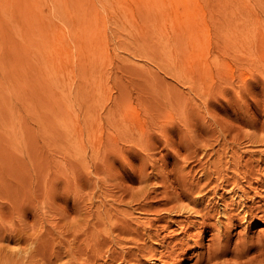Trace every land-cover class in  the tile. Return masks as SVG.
Wrapping results in <instances>:
<instances>
[{
  "label": "rangeland",
  "instance_id": "rangeland-1",
  "mask_svg": "<svg viewBox=\"0 0 264 264\" xmlns=\"http://www.w3.org/2000/svg\"><path fill=\"white\" fill-rule=\"evenodd\" d=\"M194 2L0 0V264H264L198 262L214 205L228 249L264 238L247 183L204 174L264 176V0Z\"/></svg>",
  "mask_w": 264,
  "mask_h": 264
},
{
  "label": "bare ground",
  "instance_id": "bare-ground-1",
  "mask_svg": "<svg viewBox=\"0 0 264 264\" xmlns=\"http://www.w3.org/2000/svg\"><path fill=\"white\" fill-rule=\"evenodd\" d=\"M176 2L177 3H182L184 5V10H183L184 14H188L189 10L191 8L190 6L195 3L194 0H176ZM246 123L248 125H250L254 129H257V128L264 129V124L263 123L261 125H258V123L255 122V121H251V122L247 121ZM256 141H259V143L260 142L262 143V146H263L262 150H264V136L262 138H260V139H257ZM223 164L214 166V168L213 167H209L210 169L212 168L213 170L210 171V170H208L209 169L208 168L207 169L208 171H205V173H204L205 174V178L209 182L212 181V180L215 181V185L213 186V189L211 190V192L216 195L217 191L215 190V188H222V187H224L226 185H229V184H233V187H235V186L239 187L240 183H242V181H245L247 183V189H245V188L242 189L243 188L242 187L239 190L241 193H238L237 191H234V194L238 195V197H239V199L236 200L237 201L236 203H238V206H240L239 208H241L240 210H242L241 212H242L243 216H252L253 214H255L254 212H256V213L257 212H259V213L263 212L264 213V196H263V198H260L258 200V202H261L260 204H255L254 202H256L255 201V195L257 194L256 192H254V198L251 201V204L246 205L245 207L241 204V201H242L241 199L246 198L250 191L255 190V188H258L259 186L260 187H264V176H263V174L260 175V176L254 177V174L258 173V171H259V167H257L258 163L253 164L249 160L245 164H243V165L241 164L242 166L240 168H236L237 171H239L241 173L240 176H236V175L226 176L225 172H227L228 166H224ZM239 166H240V164H239ZM213 173H215V177H214ZM200 188H201V184H199V182H198V184H196V185H194V186L189 188L190 189L189 193H185L184 194V197H187V198H190L191 200H193L192 202H195L196 206L200 204V203H196V202H198L201 197L202 198L205 197L204 194H202L200 197L192 196V193L194 191L200 190ZM176 197L181 198L178 195ZM139 206L144 208L142 204H139ZM172 207H175V206H172ZM178 207H179V209H184L185 208L188 211L197 212V210L194 207H187L184 204H180ZM212 209H213L212 211L210 210V208L205 211V213L207 214L206 217L204 216V214L201 215V221L202 222L200 223L201 224L200 235L205 234L207 232V230L209 229V227L211 229H215L217 232L213 233L211 238H210L212 243H213L212 244L213 248H210V246H208L207 247L208 252L206 254H204L203 256H201V257H199V254H198V257H199L198 258V262L199 263L204 262V261L209 262V261H211V260H213L215 258H218V257H221V256H225L228 253H231L233 256L235 255V256H240L241 257V256L247 254L248 251H250L252 249L257 251V250H260V248L264 247V238L259 239L257 242L247 241V243H246V241H244L243 245L239 249L238 248L228 249V248H230V242L225 241V242L222 243L221 239H219L217 241V237L221 236L219 234V231L222 228L218 226V225H220L219 224L220 221L217 220L215 222H213V221L212 222H210V221L206 222V219H209L211 217L212 218L213 217L216 218L218 216V213H220V210H219L218 206L214 205V206H212ZM225 214H226V211H225ZM232 225H233V223H232ZM141 227H142L141 230L138 227L133 228V230H134L133 233H134L136 239H134V238L128 239L129 242H132V246L131 247L133 249L134 248H138V249L141 248L142 250H144L142 247H139V244H138L137 241L138 240H145L146 236H147V238H151L153 235L157 236V234L154 233L152 231V229H150V225H148L147 223L145 225H142ZM126 232H129V230H126ZM213 240H216V241L213 242ZM182 243H183V240H180V244H182ZM146 248H148V247H146ZM169 253H171V251ZM214 264H218V263H214ZM230 264H232V263H230Z\"/></svg>",
  "mask_w": 264,
  "mask_h": 264
}]
</instances>
